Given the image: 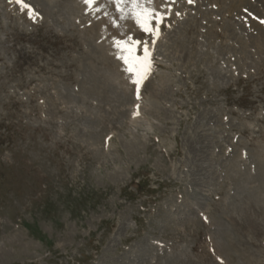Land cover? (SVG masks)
Segmentation results:
<instances>
[{"label": "rangeland", "instance_id": "374dc122", "mask_svg": "<svg viewBox=\"0 0 264 264\" xmlns=\"http://www.w3.org/2000/svg\"><path fill=\"white\" fill-rule=\"evenodd\" d=\"M0 264H264V0H0Z\"/></svg>", "mask_w": 264, "mask_h": 264}, {"label": "snow or ice", "instance_id": "6c2138e0", "mask_svg": "<svg viewBox=\"0 0 264 264\" xmlns=\"http://www.w3.org/2000/svg\"><path fill=\"white\" fill-rule=\"evenodd\" d=\"M17 3H22V0H16ZM88 2V0H86ZM26 7V6H25ZM141 28L145 31H151L148 27V21L145 19L144 21H139ZM142 42L135 41L132 42V45H128V42L118 43V47H122L123 51L128 53L126 56H121L120 58L124 61L128 68L126 69L129 73L133 74L136 78L132 80V83L135 85H139L146 75L145 68L148 66V58H149V50L147 47L144 48V55L142 58L136 57L134 53V45ZM137 91H139L137 87Z\"/></svg>", "mask_w": 264, "mask_h": 264}, {"label": "bare ground", "instance_id": "6f19581e", "mask_svg": "<svg viewBox=\"0 0 264 264\" xmlns=\"http://www.w3.org/2000/svg\"><path fill=\"white\" fill-rule=\"evenodd\" d=\"M146 9V8H145ZM144 11H146V10H144ZM146 13V12H145ZM149 14V13H148ZM147 16H149V15H147ZM148 18H150V16L148 17ZM262 48V47H261ZM262 50V49H261ZM260 52V51H259ZM151 53V52H150Z\"/></svg>", "mask_w": 264, "mask_h": 264}]
</instances>
